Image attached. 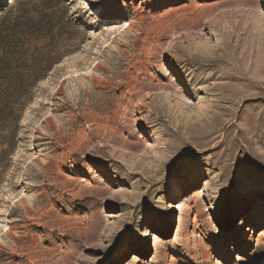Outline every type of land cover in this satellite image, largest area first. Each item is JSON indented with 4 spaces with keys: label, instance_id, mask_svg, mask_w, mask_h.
I'll return each instance as SVG.
<instances>
[{
    "label": "rangeland",
    "instance_id": "rangeland-1",
    "mask_svg": "<svg viewBox=\"0 0 264 264\" xmlns=\"http://www.w3.org/2000/svg\"><path fill=\"white\" fill-rule=\"evenodd\" d=\"M0 264H264V0H0Z\"/></svg>",
    "mask_w": 264,
    "mask_h": 264
},
{
    "label": "bare ground",
    "instance_id": "bare-ground-1",
    "mask_svg": "<svg viewBox=\"0 0 264 264\" xmlns=\"http://www.w3.org/2000/svg\"><path fill=\"white\" fill-rule=\"evenodd\" d=\"M236 81H239L240 79H235ZM245 84L244 85H241V89H249V88H251L252 86L250 85V84H246V81H243ZM241 89H239V88H231V87H229L228 88V93H227V97H228V99L230 100V101H232L234 98H239L240 96H241ZM246 91V90H245ZM210 141V140H209ZM209 141H207L206 143H203L202 145H201V147H205V146H207L208 145V143H209ZM182 205H178V207H177V209L176 210H179L180 211V218H179V225H181V214H182ZM180 229V227H178V230ZM178 232L176 231L175 232V236H176V234H177Z\"/></svg>",
    "mask_w": 264,
    "mask_h": 264
},
{
    "label": "trees",
    "instance_id": "trees-1",
    "mask_svg": "<svg viewBox=\"0 0 264 264\" xmlns=\"http://www.w3.org/2000/svg\"><path fill=\"white\" fill-rule=\"evenodd\" d=\"M77 30H79V27L76 25V26H74Z\"/></svg>",
    "mask_w": 264,
    "mask_h": 264
}]
</instances>
